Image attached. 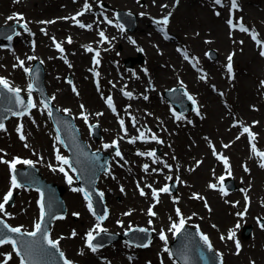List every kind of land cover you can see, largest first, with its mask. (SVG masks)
<instances>
[{"label": "bare ground", "instance_id": "bare-ground-1", "mask_svg": "<svg viewBox=\"0 0 264 264\" xmlns=\"http://www.w3.org/2000/svg\"><path fill=\"white\" fill-rule=\"evenodd\" d=\"M2 1V0H1ZM0 1V2H1ZM114 1V3H120L125 7L133 10H137L139 15L137 17V24L133 34L131 35L133 41H130L127 37L122 35L116 29L109 30L102 22L98 20V18L87 17L86 24H91L92 27L89 29H83L76 26H71L69 21L64 19L53 18L52 20H44V21H55L54 23H41V18L45 17L49 12L60 9L62 14H65L67 10L72 7L71 0H21L20 9L24 14V18L28 21L30 17V25L34 27V30L37 31L38 43L36 49L29 47L26 45V37L23 38L21 43L17 48L13 51H2L0 54V69H2L3 77L9 81L10 86L15 87V85H19L21 88V92L23 95L27 96L28 93L24 90L22 85V80H24V74L18 70V67H13L12 64L8 65V61H12L14 58V54H19V57L31 55L35 58L41 59L44 63L45 67V86L46 90H48L52 95H55L56 101H52V105L58 108L60 113H63V109H71L74 110L76 108L75 104L77 102V97L70 92L68 89L64 87L63 77L66 74H71L76 76L78 80V88L81 93V98L85 101L87 112L93 114V111L99 106L98 99L95 95L94 89L90 88L87 83V74L83 67L87 64H90V54L81 50L80 46L84 40H93V43L98 42L92 36L93 29L96 27H104V29L108 30L110 35L109 44H113L117 40H121V44L123 45L124 53H133L136 48H141L145 55V62L147 64L146 70L147 73L143 74L142 70L139 67L135 68L137 71V75L130 74L126 72V75L122 78L121 83L122 86L129 87V91H134L136 94L135 99H122L124 102L132 106V109L125 110L123 109L124 116L128 113H132V117L136 118L135 124H127V131L130 133H134L136 131L142 130L145 131V122L154 126V125H163L172 127L174 124L170 121V117L166 112H164V108L161 109V100L158 97V91H161L163 88H168L169 85H180L187 88L191 93L195 95L201 105V109L204 112V119L200 121L199 119L193 117L192 115H187L185 118V130L184 133L179 134L174 140L172 136L166 131L164 132V136L166 137L163 143V148H168L171 155L170 161L168 164H171V169H162L159 174L152 175L150 171H147L145 174L141 173L136 167V162L141 159L140 156L132 153L130 148H133L134 145H144L146 142L137 143V141L133 143H126L124 139L120 140V145L124 148L126 157L130 158L129 165H126L124 168H118L112 162L110 168L115 172V178H111L106 176L105 173L99 179V184L101 187V191L103 193V197L106 203L109 205V216L106 220L107 228L112 230H119L122 226L116 224L115 217L123 218L126 223L131 221V223H138L141 225L146 224V220L148 219L147 214H144L142 211V206L145 202L151 201V193H149L148 189H146V195L141 196L134 190V186L132 183L133 177H136L139 180L143 181H151L153 182L157 178H161L168 173L171 177L174 176L172 174H176V176H180V190L177 195L185 196L184 189L188 188V186H192L199 190L201 194L207 199L208 202L212 204V211L208 212L203 207V198H199V202L201 206H197L196 208L202 212V216L198 217L196 214L189 212L190 206L188 208H183L181 213L183 218H185L186 223L192 224V221L198 220V218L202 219V224L208 231L212 233V235L217 231L220 235V239L222 231L224 227V223L228 222L231 217L225 213V209L233 218L236 216L234 214L236 208H231L230 204L227 201V196H222L219 192L217 195L214 192L209 191L205 186L206 178H213L214 172L217 169L222 168V164L218 163L215 160L214 153L207 150L208 144L204 146V141L208 142L209 140H215L218 150L223 151L224 153H228L231 157V161L228 165L230 171L232 172V177L236 181V184H245L244 190L249 194L252 203L249 206L248 217L250 218V212L252 213H264V191L262 189V184L264 182V173L258 171L256 159L247 154V146L244 145L243 141L240 138L237 141H233L230 147L225 148L221 145V142L224 139H232L233 128L226 124L227 118L230 117V112H223L222 107L219 104V99L214 96L209 91L208 79L203 78L191 71L188 66L178 61L180 57L170 49L169 44L159 37L157 34L153 32V30L147 29L146 26V13L148 10L158 11L162 8L159 7L160 3H163L167 7H163V9L172 10V12L176 16V20L179 21L180 26L182 25V30L184 27L186 28L187 22L190 20V23L195 22L192 19L191 15L193 13L192 8L194 3L191 0H185L183 2H178L176 4L173 3L172 0H142V5L140 2L136 0H110ZM245 2V8L247 12L254 13L253 8L251 7V2L248 0H239ZM191 2V3H190ZM25 4V5H23ZM1 5V3H0ZM11 8L13 7L12 3L8 4ZM110 5L113 6L111 2ZM21 6H25V10L30 15L27 16V13L24 11ZM7 7V6H6ZM96 6L94 5V8ZM197 9V8H196ZM206 12L201 11V22L210 26L207 31V34L214 36L209 42L205 40H200L197 37L192 38L193 44L198 47H204L207 44L215 45L219 49V60H222L225 56H229L230 51L226 49L224 46L230 45L231 47H235L233 41L228 38L226 39L224 35V27L221 24L220 20H213L208 17L207 12L211 13L207 8ZM225 9V8H224ZM51 12L50 14L54 13ZM143 14V15H142ZM32 15V16H31ZM7 16V12L4 11L3 7H0V18H5ZM38 18V19H37ZM45 25L46 28L44 31H39L40 26ZM174 26L177 30V26ZM253 26L256 27L255 24ZM45 32L47 34H45ZM179 32V31H178ZM264 32V29H263ZM71 35L72 42L67 44L69 50L65 51V54H60L54 52L51 48V45L47 42L46 38H42L43 36H54L56 38H61L63 35ZM206 34V33H205ZM134 35V36H133ZM241 44L239 45L240 49L232 54V59L235 63L238 60L241 62L240 70L245 72L248 63L252 62L250 66L254 65L253 68H258L259 60L254 54V47L250 43V40L246 39V37L241 34L239 37ZM100 42V41H99ZM228 42V44H227ZM237 45V44H236ZM100 46L102 48V56L104 57V64L102 67V73L104 74L103 84L106 90H111L106 85V80L108 77H115L114 71L115 66L111 63V61H115L116 53H112V49L106 43H101ZM218 46H222L221 48ZM162 48V52L159 53L157 48ZM156 53V54H155ZM199 61L201 63H207V59L201 55H199ZM66 62H68L66 64ZM116 62V61H115ZM216 63V62H215ZM6 64V66H5ZM217 64V63H216ZM71 65V66H69ZM210 74L217 82L226 83L223 78V73L219 68L210 64ZM120 69L125 72V69L120 66ZM240 70L237 72L236 76V90H239V94H244L240 88L243 87L245 82H248V77L241 76L238 77ZM252 72V71H251ZM258 72L255 71L256 75ZM83 76V79H82ZM152 82L156 89H150L146 84L147 82ZM173 83V84H172ZM120 84V80L119 83ZM16 88V87H15ZM115 92V90H114ZM48 93V92H47ZM251 95V94H250ZM147 96L148 99H144ZM143 97V98H141ZM250 97V96H249ZM237 98V96H236ZM236 101V100H235ZM239 102V100H238ZM237 108L238 114L242 116L245 120L250 117H258L259 124L256 126V129L259 131V135H263L261 130V122L264 120V116L262 115V110H258L254 112V115L250 110H247L244 105L235 104ZM147 110V111H146ZM102 115H99L101 132L102 136L110 138L111 135L117 134L116 125L114 121H112L103 110ZM221 114L222 122L215 125L214 128L211 129L213 123H216L217 115ZM43 116L40 111L37 112L35 120L37 124H34L33 120L29 121L30 128L32 133L35 135L36 125L40 123L41 126L44 127L42 123ZM174 120V119H173ZM76 128L79 130L83 127V119H77L75 121ZM40 128V127H39ZM205 129L209 130L208 134H205ZM172 130V129H171ZM171 134H174L173 131H170ZM82 136V134H81ZM85 136V137H84ZM37 148L39 151L44 154V158H49L50 148L53 146V140L49 136H44L43 133H36L35 138ZM82 139L86 142L87 145L91 146L87 141L85 133L82 136ZM199 141V144H196V141ZM264 140V138H263ZM93 147V146H92ZM206 147V148H205ZM108 148H105L103 151H107ZM201 153V154H200ZM195 154H199L195 156ZM35 156V155H34ZM194 156V157H193ZM52 157V156H51ZM196 157L202 158V161L199 163L196 160ZM246 162L248 164V171L243 170L241 162ZM40 164V172L42 176L47 180H52L56 184L62 186L64 188L63 198L65 202V206L68 209V213L77 212L79 213V219L72 229L69 228L68 225L65 228L59 227L57 223L52 224L50 226V232L52 236L55 233L57 235L58 232H63L65 235L60 237L59 240V248L60 251H64L65 255L73 256L78 260H82L85 264H130L127 261H123L122 263L118 262L117 254L118 252L114 251H105L98 252L101 256L100 258L92 257V254H89L81 244V236L85 232H89L94 224V222L88 217V213L84 211L80 205V197L78 193H75L72 190H69V186L66 185L62 176L58 174L56 171H47L45 169V165L43 161H39ZM1 166V165H0ZM163 166V164H162ZM259 172L263 175L262 179H255L254 172ZM4 174L0 172V183H3ZM182 179V182H181ZM123 188V191H121ZM186 190V189H185ZM233 193L235 195H239V190H235ZM118 198V199H117ZM177 200V199H176ZM188 202L186 198H184ZM26 201L31 203L30 195L26 196ZM173 201L172 197L168 194H162L158 204V214L159 220L156 216L155 226H161L163 228L168 227L167 219L177 217V212H173L170 210L171 202ZM167 204V206L165 205ZM130 207L132 209L130 216L125 215L124 208ZM30 209L27 213L31 217L34 215V208L30 206ZM3 213H8L7 209L4 212H0V215L3 216ZM9 218H12L10 215H7ZM212 216V217H211ZM16 217V216H14ZM210 217V218H209ZM21 218V216H18ZM187 218V219H186ZM22 222H24L22 220ZM207 222L211 224L217 225V228H209ZM222 225V229L218 226ZM154 226V227H155ZM76 232L75 236H72V231ZM258 235H253L251 239L247 242L240 244V250L236 252L234 246H230L227 239L223 242H220L222 248L225 252L224 255L228 257V263L230 264H239L243 261L245 254H247L246 250L248 246L252 245V240L254 238L257 241V245L253 250H250L248 264H264V227L261 230H258ZM209 234V233H208ZM211 237V235L209 234ZM257 236V237H256ZM255 241V240H254ZM119 249L122 248L118 246ZM242 252L238 255L239 252ZM139 253L135 257V262L132 264H146V260H153L154 253L151 249L145 251H138ZM244 252V253H243ZM230 254V255H229ZM223 255V257H224ZM248 258V259H249Z\"/></svg>", "mask_w": 264, "mask_h": 264}, {"label": "rangeland", "instance_id": "rangeland-1", "mask_svg": "<svg viewBox=\"0 0 264 264\" xmlns=\"http://www.w3.org/2000/svg\"><path fill=\"white\" fill-rule=\"evenodd\" d=\"M1 1V0H0ZM244 1V0H243ZM249 1V0H248ZM253 0H251V7L253 8V10H254V13H251V12H247L246 11V8L244 7V5L246 4L245 2H243V4L244 5H242L243 6V12H241V15H242V17H243V19H244V21L247 23V24H251L252 22L254 23V24H256V25H259L261 28V32H262V30L264 29V0H254L255 2L253 3L252 2ZM113 3V7H110L109 5H110V3ZM181 2H183L184 3V0H182ZM1 5H0V7H3L4 8V11H8V13H9V17L10 16H15L16 14H23V12H22V10L20 9V3L17 5V4H15V7H13V8H11L8 4L9 3H11V0H2L1 2ZM191 3V2H190ZM194 6H193V8H192V11H193V13H192V15H191V17H192V19H194L195 20V22H193V23H190V20L187 22V25H186V28L184 27V29H183V31H181L182 30V25L180 26V24H179V21H177L176 20V16H175V14H173V21H172V27L170 28L171 30H172V32H173V34L174 35H176V37L178 38L176 41H175V39H165L164 38V40H166V41H168V44H169V46H170V49L172 50V51H175V49H174V44L176 43V44H179V45H184V46H187V47H190V48H192V49H196L195 47V43L193 44V42H192V38H194V37H197V38H199L200 40H204L205 39V37H208L207 39H213L214 38V36H211L210 34H207V31H208V29L210 28V26H208V25H206V24H204V22H201V11H202V13L203 12H206V9L205 8H207L208 10H210L209 8H210V5L211 4H206V5H201V3H198L196 0H194ZM93 4H95L96 6H98L99 7V9L102 11V12H105L106 14L105 15H108L109 17H112V18H114L115 17V11H114V7H118L119 9H122L123 8V10H125V12H126V14H127V17H128V19H129V21H131L132 22V24L130 25V26H132V27H129V28H125L123 25V30H121V25L120 24H117V26H119L118 27V30L119 31H121L122 33V35H124V36H131L132 34H133V31L135 30V27H136V24H137V22H136V16H137V10H133V9H131V10H133V11H131L130 9H128V8H126L124 5H122V4H120V3H114V1H110V0H93ZM107 4H109V5H107ZM23 5H25V4H23ZM140 5H142V2H140ZM7 6V7H6ZM77 6H78V4H74L69 10H68V14H67V16L69 15V14H72L73 13V10H75V8H77ZM112 6V5H111ZM97 7V8H98ZM21 8H23L24 9V11L27 13V11L25 10V6H21ZM197 8V9H196ZM56 12H54V11H51V12H54V13H52V14H50L51 12H49L47 15H45V17H43V18H41V20L40 21H44V20H52L53 18H55V17H57V15L58 16H60V14H62V13H64V12H61V10L60 9H57V10H55ZM148 14H158V13H160V11H154V10H149L148 12H147ZM85 16H86V14H84ZM91 17H92V14H89ZM207 15H208V17L209 18H211V19H213V20H220V22H221V24H223V27H224V35H225V37H226V39L228 38V41H229V38H230V36H229V33H228V27H229V24H228V22H227V20H228V16L226 17L225 15L224 16H222V19H220L219 17V15H215L214 13H213V11H212V13H208L207 12ZM27 16L28 17H30V15L27 13ZM32 16V15H31ZM30 18H34L33 16L32 17H30ZM29 18V19H30ZM99 19H100V22L102 21V18L101 17H98ZM38 19V18H37ZM16 20H18V19H13V21H16ZM23 20V19H22ZM174 21H175V25L177 26V30H176V28H175V26H174ZM3 22H5V21H1L0 23H3ZM8 22H12V20H9V21H7V23ZM18 22H22V21H18ZM22 23H24V22H22ZM24 24H26V23H24ZM26 27H27V29H28V31L29 32H33V34H34V36H32L31 38H32V40L33 39H35V41L37 42L36 44H35V46H33L35 49L37 48V46L39 45V43H38V36H37V31L36 30H34V27L33 26H30V24L28 25V24H26ZM173 27H174V29H173ZM24 29V28H23ZM42 29L43 28H40L39 29V31H41L42 32ZM98 29V27L97 28H95L94 29V31H93V35H94V37L97 39L98 38V36H96V30ZM179 31V32H178ZM206 33V34H205ZM66 36L67 35H63L61 38H55V41L56 40H59L60 42H63V41H65V39H67L66 38ZM134 36V35H133ZM54 36H50V35H48V36H43L42 38H46V40H47V42L51 45V48H53L54 49V47H55V44H54V42H53V38ZM233 37H235V36H233ZM129 40H130V38H128ZM86 42H84L83 44H82V46H81V49L83 50V45L85 44ZM26 44H27V42H26ZM70 44V43H69ZM227 44H228V42H227ZM1 47H2V45H1ZM0 47V48H1ZM32 47V48H33ZM205 47V46H204ZM218 47H222V46H218ZM224 47H226V49H225V51L227 50V49H229L230 48V45H228V46H224ZM68 48V47H67ZM203 47L201 48V47H198L197 49H196V52L197 53H199V52H201V53H203V55L206 57V58H209V59H214V58H216V60H219L218 59V54H219V49L216 47V46H211V45H209L207 48H205V49H203ZM211 50L213 51V50H215V56H212L211 55ZM232 50V49H231ZM0 51H2L1 49H0ZM114 51L116 52V58L118 59L117 60V64H119L121 67H123V68H125V69H131L132 70V68H128V67H126L125 66V64H124V58H126V57H128V56H131L132 54H137V52L139 51H136L135 53H124L123 52V45L121 44V42H115V44H114ZM161 51V48H158V52H160ZM199 51V52H198ZM176 52V51H175ZM112 53H114V52H112ZM205 53H206V55H205ZM156 54V53H155ZM254 54H256L255 53V51H254ZM19 55V54H18ZM197 54H195V56H196ZM256 57L258 58V60H259V66H258V68H253L254 67V65H252V67L250 66V64H252V62H250V63H248L247 65H244L245 67H246V71L245 72H243V71H241L240 70V72H239V75H238V77H241V76H245V77H248L247 79H248V82H245L244 83V85H243V87L242 88H240V90L241 91H243V93L244 94H242L241 95V92H240V94H239V90H236V87L238 86V85H236V81L233 83L234 85H233V88H231V86H230V84H231V82L232 81H230V80H228V79H226V84H224V83H218V82H216V84H218V86L220 87V89L223 91V92H225V96L223 97V99L224 100H222V101H225V102H227V104H228V106H227V108H224L222 105H221V98H219V97H217V95H215V94H213L214 96H216L218 99H219V104H220V106L222 107V109H230V111H231V113L233 114V115H231L230 117H228L227 118V121H226V124L229 126L230 125V118L232 117V119H239L238 121H241L242 123H250L251 124V122H253L254 124H253V128L254 127H256L259 123L258 122H260L259 121V118L258 117H254V116H250V117H248L246 120L244 119V118H242V116H240V114H238V112H237V108H236V106H235V104L237 103V104H239V105H244V107L247 109V110H250L251 112H252V114L254 115V112H257L258 110L260 111V110H262V115L264 116V84H262L261 82L262 81H264V60L263 59H261V58H259L257 55H256ZM37 61H39V62H41L40 61V59L39 60H37ZM31 62H34V61H31ZM262 62V63H261ZM16 64V65H18V60H17V58H14L13 59V61H8V65H10V64ZM42 63V62H41ZM144 62H142V65H143V74H146L147 73V70H145V68L147 67V64H143ZM238 64L237 65H241V62L238 60V62H237ZM140 64V63H139ZM6 65V64H5ZM136 65H138V64H136ZM135 65V67H137ZM141 65V66H142ZM140 66V67H141ZM19 70H21V68L19 67ZM252 71V72H251ZM255 71H257L258 73L255 75L254 74V72ZM116 72H118V74L119 75H124L123 73H122V70H118V71H116ZM2 73V70L0 69V74ZM224 77H225V75H224ZM72 78L73 79H71V81H73V85L74 86H76V87H78V80L76 79V76H75V74L74 75H72ZM82 79H83V76H82ZM69 77L67 78V81H66V85H65V87L67 88L68 87V83H69ZM115 81H113L112 82V84L114 83ZM87 83H88V86L91 88V82H90V79L88 78L87 79ZM148 84H149V86H150V84H151V86L152 87H155L154 86V84L153 83H150V82H148L147 83V86H148ZM173 84V83H172ZM263 85V86H262ZM108 86H110V84L108 83ZM233 89L234 90V93L230 96L231 98L229 99L228 97H227V94H228V89ZM231 93V92H230ZM162 92H160L159 93V96L161 97L162 96ZM251 94V95H250ZM230 95V94H229ZM236 96H237V98H236ZM250 96V97H249ZM97 97V96H96ZM97 99H98V104L96 105V106H99L100 104H101V100L97 97ZM161 99H162V102H164V112H165V109H166V111H168V108H170L171 109V105H170V103L168 102V101H166V100H164L162 97H161ZM236 100V101H235ZM238 100H239V102H238ZM234 104H233V103ZM76 105V104H75ZM161 109H163V108H161ZM172 110V109H171ZM188 113H192V110H190L189 112H187L186 114H188ZM117 115H121V113L119 112ZM172 116V115H171ZM173 118H174V116H172ZM222 120V116H221V114H218L217 115V119H216V123H213L212 124V126H211V129L212 128H214L215 127V125L216 124H218V123H220V122H222L221 121ZM93 122V121H92ZM92 122H90L89 124H92ZM128 122H130V116L129 117H127V123ZM13 124H14V126H15V120H13ZM181 123L179 122V121H175L174 122V125H180ZM233 124V123H232ZM11 126H12V122H9L8 124H7V129L6 130H0V157H5V158H10V157H12V156H14L15 154H20V155H23V156H26V157H28V158H30V156H31V152H30V150H32V148H28V147H25V145L23 144V143H21V142H16L15 141V138H17V136H16V128H15V131H13V129L11 128ZM16 127V126H15ZM27 128L26 129H24V132L26 133L27 132V135L28 136H30V132H31V130H30V127L27 125L26 126ZM87 127V126H86ZM149 128V131L151 132V134H153V132H155V134H153V135H155L156 137H157V139L156 140H154V141H148V142H150V143H152L153 142V144L152 145H150L149 147H147V148H150V147H155L154 146V144H156V145H158L159 146V148H160V152L158 153V154H156L155 156H157V157H160V159H161V161H163L164 162V158H163V156L164 155H169L168 153H165L164 152V150H166L167 152L169 151V149L168 148H164V149H162L163 147V143H164V140H165V136H164V132H170V130L169 129H166V130H162L161 129V127H159V126H150V127H148ZM37 130L39 131V129H38V125H37ZM174 130V129H173ZM183 131V130H182ZM178 132V130H176L175 129V133L176 134H174L175 135V137H173V139L175 140L176 139V137L179 135V134H181V133H184V131L183 132ZM255 131H256V133H258L259 131L257 130V129H255ZM263 132V134H264V120L261 122V130H260V132ZM239 131H238V128L235 130H233V133H232V139H228V138H226V139H224V141H222L221 142V145L222 146H224V145H229V147L231 146V143H232V141L233 140H237V133H238ZM43 133V132H42ZM99 133L101 134V127H100V125H99ZM209 133V130L208 129H205V134H208ZM44 134V133H43ZM170 134V133H169ZM44 136H47V135H45L44 134ZM34 138L35 137H32L31 138V142L32 143H34L35 142V140H34ZM260 138H263L262 136H260ZM29 139H30V137H29ZM102 139V136L97 140V142L98 141H100ZM103 139H106L105 137H103ZM240 140H242L243 141V143L244 144H246V142H245V138H244V136H241L240 137ZM30 142V144H32ZM104 142H109V141H104ZM103 141H101V143H103V146H104V143ZM205 143H207L208 144V147L209 148H207V150L208 151H210L211 153H212V155H213V153L214 152H212L211 150H214V149H217L216 150V152H218V153H216L215 154V157H216V161L218 162V163H220V164H222V162H221V158L219 157V156H226L228 159H229V161L231 160V158H230V156H229V154L228 153H224L223 151H220V150H218V147H217V144H216V141L215 140H209L208 142H206V141H204V146L206 145ZM259 143H261V146H264V141H262L261 139H259ZM35 144V143H34ZM196 144H199V141L197 140L196 141ZM257 144H258V140H257ZM36 145V144H35ZM35 148V147H34ZM206 148V147H205ZM250 149L249 148H247V154H250ZM164 154V155H163ZM201 154V153H200ZM199 154H195V156H198ZM149 157H152V156H148V158ZM194 157V156H193ZM42 158V155L41 154H39V153H37L36 154V159H31L30 158V160H32L33 162H36L37 163V161L36 160H40ZM155 161H159L158 159H154ZM196 160L200 163L201 161H202V158H199V157H196ZM259 160V159H258ZM48 161H50V160H46V166L48 167L49 165V163H48ZM257 161V160H256ZM165 163H168V161L167 162H165ZM244 163V161L243 162H241V164H243ZM0 164H2V163H0ZM257 164H258V171L259 172H261V173H264V169L262 168V167H260V165H259V163H258V161H257ZM4 165V168L2 167V166H0V172H2L3 174H4V177H3V183H0V201L3 199V197H4V195L8 192V190H9V179H8V175L6 174V171L4 170L5 169V164H3ZM222 168H224V167H222ZM222 168H220V169H222ZM220 169H218V170H216L215 172H214V177L212 178V179H210V178H206V180L207 179H210V180H208V183H207V185H208V188H209V190L210 191H213V192H215L216 190L214 189V188H212V187H210V185H212V183L213 182H215V174H217V172H219L220 171ZM254 172V177H255V179L257 180V179H262L263 178V175L261 174V173H259V172ZM206 180H205V186H206ZM234 183V188L232 189V190H230V192H229V194H228V197L226 198L227 199V201H228V203L230 204V207L231 208H235L236 206H238L237 208H236V210H235V212H234V214L236 215L234 218L230 215V214H228V212L226 211V209H225V213L227 214V215H229L230 217H231V219L228 221V222H226V223H224L225 225H224V229L222 230V231H220L221 232V234H222V236L224 237V239H220V235L218 234V232L216 231L215 233H214V238H215V240L214 239H211L212 240V244H213V246H214V248H216L217 250L218 249H220V250H222L223 251V249L222 248H220L219 247V245H221L220 244V242H223V241H225L227 238V235L229 236V233L231 232L232 233V231L235 233V238H233L234 240H236L235 241V244H236V242L238 241L240 244H243V243H245V242H247L249 239H251L252 238V235H257V236H259L258 235V232H257V229H259V228H261V224H264V223H262L261 222V219H264V213L263 214H260V213H257L256 215L254 214L253 215V217H252V212H250V218H251V220H250V218L247 216L248 215V212H249V206L251 205V203H252V200H251V198L250 197H248V195H246L247 193H246V191L245 190H242L243 188H244V186H245V184H243V185H236L235 184V182H233ZM4 189V190H3ZM22 189H24V188H20V189H16L17 190V192H16V195H15V198H14V200H13V202L11 203V205H10V207L12 208V209H10V211L13 213V215H15V212L17 211L18 212V214L19 215H22V214H24V213H26V211L28 212L29 210H31L30 209V206H31V204H32V206H33V201H34V194H35V191L33 192V193H30V195H31V203L30 202H27L26 201V194L25 193H22L23 192V190ZM186 189V188H185ZM184 189V192H185V195H187V198H188V196L190 197V199L188 198L187 200H188V202L186 201V200H184V198L182 197V199H181V202H177V204L178 205H180V207H183V208H188V206H190V209H192L191 211H193V210H195L196 209V207L197 206H201V208H202V210H203V207H202V205H201V203L198 201V198H195V197H193L194 196V194H193V192L190 194V192H191V190H193V191H197V189L196 188H194V187H189L188 189H186L185 190ZM239 190V192H240V194L239 195H235V193H233L235 190ZM262 189H263V191H264V182H263V184H262ZM15 190V191H16ZM3 191V192H2ZM5 192V193H4ZM21 194V195H20ZM198 194H199V197L201 196V192L198 190ZM214 194H216V193H214ZM245 196H247L248 197V200L246 201L245 200ZM16 200L18 201L16 204H15V202H16ZM248 201L250 202L249 204H248ZM207 204V207H208V211L210 210V209H213V207H212V204L210 205V204H208L207 203V200L206 199H204V207H205V205ZM249 205V206H247V212L243 215V216H239V215H237V213H244L245 212V207H246V205ZM14 205H15V207H14ZM146 204L144 203L143 204V206H145ZM16 206H17V210H15V208H16ZM29 208V209H28ZM127 209H129V208H125L124 210H127ZM207 210V209H206ZM194 213H197L198 215H202V214H200L199 212H197V211H193ZM23 216H25V215H23ZM22 216V217H23ZM21 217V218H22ZM212 217V216H211ZM34 218H35V210H34ZM33 218V219H34ZM210 218V217H209ZM32 219V220H33ZM9 220V219H8ZM31 220V221H32ZM10 222H12V223H20L21 224V221L18 219V217H15V218H13V219H11V220H9ZM31 221H29V223H28V225H27V227H29V224L31 223ZM63 222H62V225L64 226V225H66V223L69 225V226H74L75 224H76V222H77V219L76 218H74V216L73 215H70L69 217H65L63 220H62ZM22 225V224H21ZM207 225L209 226V228H211L212 227V225H211V223L210 222H207ZM243 225H250L251 226V228H252V231H251V234H250V236L249 237H243L242 235H241V232H242V226ZM220 229H222L223 227H222V225H219L218 226ZM233 229L232 231L230 230V229ZM157 229H159V227H157ZM200 229L203 231V232H205L206 234L208 233V231L206 230V228H204V227H200ZM230 230V231H229ZM229 231V232H228ZM228 232V233H227ZM256 236V237H257ZM212 237V236H211ZM255 240V241H254ZM254 240H252V245L251 246H248V248H247V250H246V252H247V254L246 253H244L245 254V257H244V259H243V261L241 262V263H239V264H248V261L251 259V258H249V254L250 253H248V252H250V250H253L255 247H256V245H257V241H256V239L254 238ZM227 241L229 242V244H230V246H234V245H232L233 243H231L228 239H227ZM254 247V248H253ZM234 248H236L237 249V247H234ZM253 248V249H252ZM4 252V253H2L1 255H0V262H2V261H4V259H5V254H8V250H6L5 251V249L4 250H1V252ZM138 251H141V250H138ZM237 252V251H236ZM242 252L240 251L239 253H238V255L239 254H241ZM120 254H121V257H122V259L121 260H123L124 259V255H123V253H121L120 252ZM230 255V254H229ZM249 258V259H248ZM120 261V260H119ZM170 262H171V260H170ZM8 264H16V258L15 257H12L10 260H8ZM154 264H159L158 262H154ZM166 264H169V262L168 261H166ZM225 264H230V263H228V257L225 255ZM237 264V263H236Z\"/></svg>", "mask_w": 264, "mask_h": 264}, {"label": "snow or ice", "instance_id": "snow-or-ice-1", "mask_svg": "<svg viewBox=\"0 0 264 264\" xmlns=\"http://www.w3.org/2000/svg\"><path fill=\"white\" fill-rule=\"evenodd\" d=\"M177 2H178V0H177ZM215 3L217 5H220L222 3V0H215ZM162 7H167V6L163 5ZM231 7L233 9L238 8L237 0H231ZM84 8H85V11H89L91 9V5H89L86 2ZM81 15H83V12L77 13V16H81ZM217 15H219V13H217ZM170 16H171V13H169L167 16L162 17L160 20L154 21L157 25L161 26V28H160L161 31L165 30V27L169 23V17ZM8 19L9 20H13V19L22 20L23 16H22V14H16L15 16L8 17ZM65 19H68V18H65ZM71 19L74 20L75 23L77 25H79L81 28L87 27V28L90 29L92 27L91 24L85 25V24L81 23L80 20H78L76 18V16L71 17ZM105 19L107 20V23H109V24L112 23V21L108 20L106 17H105ZM54 22L55 21H41V23H54ZM228 24L230 25V27H236L237 26V25L233 24L231 19H229ZM23 27H25V30H27L26 24L23 25ZM120 27H121V30H123V26L121 25ZM239 27H240V30L244 31V32L252 31V38L254 40L257 39V34H255L254 30H249L247 27H244L243 24H242V21L239 23ZM42 31H44V30L42 29ZM15 34L19 35V33H15ZM45 34H47V33L45 32ZM99 35L101 37V43H103L104 41H106L108 39L105 36V33L103 31H101L99 33ZM6 38L8 40H11L12 36L9 35ZM52 39H53V42L55 44V47L60 52H63L64 49L61 46V44L59 42L55 41V37H53ZM67 42L68 43L72 42L71 37L67 38ZM133 43H134V41H133ZM257 43L261 44V45H264V41L257 40ZM86 50L89 51V52L94 51L93 48L91 47V45L86 46ZM140 50L142 51V49H140ZM260 55L264 56V47H262ZM98 56H99V51H96V57H98ZM185 58L187 59V57H185ZM17 59H18V65H13V67H21V68H23V70H24V72L26 74H29V73L32 72L31 68L25 67V61L19 60V58H17ZM34 59H36V58L32 57V56L28 57V60H30V61L34 60ZM94 63L95 64H99V60L94 58ZM69 66H71V65H69ZM227 68H228L229 72L232 71V54H230L228 56ZM97 75H98V73H97ZM69 83H71V81H69ZM261 83L264 84V81H262ZM0 87H2L4 89H7V91L10 92V93H13L15 95L16 104L22 106L23 109H24V111L13 112L12 115L23 116V115L27 114L31 108H36L37 107V104H35L33 102V99H32L31 93H32V90H33V85L31 83L28 85V89H27L28 90V100H27V102H25V100L20 95L22 90L20 88H15V87L10 86L9 81L6 78L0 77ZM73 91L76 92L75 87H73ZM123 94L125 96H128L129 98L132 97V93H130V92H124ZM51 99H55V97H52ZM144 99H148V97L145 96ZM188 99L191 100L194 105L196 104V101H195V99L192 96L189 95ZM41 103L43 104V107L45 109H48L49 117H52L53 113H52L51 108H50V102L49 101H42ZM106 103L115 112V107L113 105V101H112L111 96L106 98ZM81 108H83V105H81ZM64 111L67 113L70 110L65 109ZM197 114H199L198 110H197ZM82 115H83V113H82ZM96 115L99 116V115H102V113H96ZM84 119H85V121H87V116H84ZM120 123H121V126L123 128V124H124L123 120H121ZM22 128H23V125H19L17 127V132L20 133V139L21 140H25L26 137H25V135L22 132ZM0 130H6L3 122H0ZM243 133H248L249 134L250 142L254 138V134L251 133L250 128H248V127H244L243 128ZM143 138H144V134L141 133L140 137H137L135 139H143ZM57 139H59V137H57ZM135 139H133L131 142H135ZM152 139L156 140L157 137L155 135H153ZM237 139H239V137H237ZM60 142L63 143V141H60ZM117 144H118L117 141H113L111 145L105 144L104 147L105 148H109V147L116 146ZM25 147H28V145L25 144ZM224 147L227 148V147H229V145H224ZM252 151H253V153L255 155L259 156L262 161H264V152H261V151L257 150L255 148L254 144L252 145ZM138 154L141 155V156L148 155V156L155 157V152L154 151H151V152H148V153H138ZM215 154L216 153H215V150H214V155ZM116 156H121V158H122V154L119 151L118 147L116 148ZM220 158L223 159L224 162H225V165L228 166V158L227 157H223V156H221ZM57 160L61 162V166L59 167L58 170L61 173H64L65 178L67 180V183L69 185H71L73 183V177L68 174V172L66 171V169H65V167L63 165H67L68 168L73 173H75L77 171V169L72 166V163L66 157L60 156L58 154L57 155ZM0 162L5 163V164H9L10 169L13 171V173H15L16 165L19 164V163H23V164H26V165H33L34 164V162L32 160H20L19 158H14L11 162L3 160L2 158H0ZM154 162H155V160H154ZM260 166L264 167V162H262L260 164ZM49 167H52V166L49 165ZM143 167H144V170L147 171L149 166L147 164H145ZM166 167H170V166L166 165ZM53 170L55 171L56 169H53ZM153 171H156V170L153 169ZM245 171H248L246 166H245ZM229 174H230V168H229ZM77 179H79V177H77ZM168 179H171V177H168ZM220 180L223 181L224 177L223 176L220 177ZM24 187H25V185L20 183L17 180V176L15 174H13L12 177H11V187L9 188L8 192L4 195L3 201L0 202V212H4L5 205H7L10 202V200L12 199L14 190L20 189V188H24ZM137 187L139 188V184L137 185ZM147 187L151 188V185H147ZM210 187L215 188L216 185H210ZM139 190H140L141 196L146 195V193L144 192L143 188H140ZM37 191L39 192V197H40L38 199V201H37V204H38V206L40 208V217H39V220L37 222H35V224H34V230L25 231V230H23V226L11 227L4 220L0 219V226H2L4 229H7L8 232L19 234L20 237H21L20 240H17L15 238H13L12 236H8V235L0 236V246L5 245V244H10L12 246L13 251L15 252V254L20 257V264H35L34 257L38 253H42L44 251L43 245L45 243H46V245L49 248H51L53 250H56V251H59V240L51 239L49 234H48V232H47V229L45 227V218L47 216V213H46V210H45L46 209L45 193L43 191H41L40 189H37ZM73 191H84V190L83 189L74 188ZM121 191H123V188H121ZM170 191H171V189L168 186L162 187L159 190L153 189L152 190V196L156 200V202L158 203L159 202V194L160 193H170ZM221 192H222L223 195H227V191L225 189L221 188ZM90 195H91L90 193L85 192V199L88 200V208L91 211L92 210V202H91V199H90ZM99 195H100L101 198L103 197V193L102 192L99 193ZM194 197L202 199V197H199L198 194H194ZM245 200L246 201L248 200L247 196H245ZM51 203H52L51 199H49L48 202H47V206L51 207ZM205 206L207 207V204ZM176 212H177V216L180 217L179 223L173 222L171 227L169 228V231H172L174 233H180L181 230H183L184 227H185V218H183V216L181 215V212H180L179 208L176 209ZM246 212H247V205L245 207V212L244 213H237V215L243 216ZM148 214L150 216H155L156 215V213L152 210V207H149ZM5 215H10V214L5 213ZM73 215L78 216L79 214L78 213H73ZM93 215H95V212H93ZM125 215H130V213H125ZM54 218L55 219H62L63 217H54ZM104 218L105 217H103V216L102 217H98V220H102ZM118 223H120V222L118 221ZM149 223H151V221H149ZM213 227H215V226H213ZM261 227H264V224H261ZM129 230L131 231V229H129ZM106 231L107 230L102 228L100 226V224L98 223L97 225H95L93 230H90L86 234V241H85L86 242V246L93 253H95L98 250V248L102 246V245H99V244H94V241L96 240V237L101 232H106ZM139 231L147 232L148 230L147 229H139ZM75 235H76V232L73 231L72 232V236H75ZM233 235L234 234L230 232L229 236H228V239H232ZM25 236L29 237L31 239H28V240L23 239V237H25ZM38 237H39V239H37ZM160 239L164 240V241H167V237L164 234L163 230H161V232H160ZM201 239L208 246V248L210 250L212 246H211V244L209 242L208 236L204 235V234H201ZM221 239H224V237L222 236ZM139 246L140 247H147L148 245L147 244H142V245H139ZM236 247H237V251H239L240 245H239L238 241L236 242ZM164 250L168 251L167 248H165ZM169 254L171 255V253H169ZM59 255H60V257H64V253L63 252H59ZM10 259H11V253L5 254V259L2 262V264H8V260H10ZM129 259H131V257H129ZM64 264H73V262L70 261V260L64 259Z\"/></svg>", "mask_w": 264, "mask_h": 264}, {"label": "water", "instance_id": "water-1", "mask_svg": "<svg viewBox=\"0 0 264 264\" xmlns=\"http://www.w3.org/2000/svg\"><path fill=\"white\" fill-rule=\"evenodd\" d=\"M196 239H198V235H194ZM202 252V253H201ZM201 256H205V264H219V259L213 255H209L207 251H201Z\"/></svg>", "mask_w": 264, "mask_h": 264}]
</instances>
